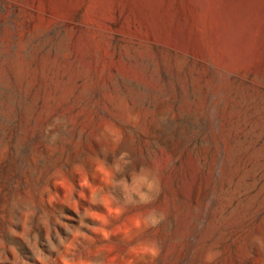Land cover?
<instances>
[{"label":"rangeland","instance_id":"rangeland-1","mask_svg":"<svg viewBox=\"0 0 264 264\" xmlns=\"http://www.w3.org/2000/svg\"><path fill=\"white\" fill-rule=\"evenodd\" d=\"M257 237L264 0H0V264H264Z\"/></svg>","mask_w":264,"mask_h":264},{"label":"clouds","instance_id":"clouds-1","mask_svg":"<svg viewBox=\"0 0 264 264\" xmlns=\"http://www.w3.org/2000/svg\"><path fill=\"white\" fill-rule=\"evenodd\" d=\"M256 242L261 247H264V241H261L258 237L256 238ZM146 251L151 252L153 255H156L157 254V250L155 248H149V249H146ZM219 255H220L219 252L209 251L206 254V256H205V260L208 262V264H212V261H214L216 258H218Z\"/></svg>","mask_w":264,"mask_h":264}]
</instances>
